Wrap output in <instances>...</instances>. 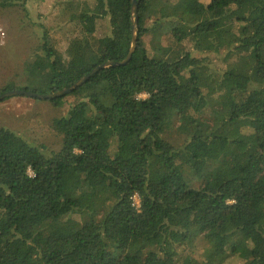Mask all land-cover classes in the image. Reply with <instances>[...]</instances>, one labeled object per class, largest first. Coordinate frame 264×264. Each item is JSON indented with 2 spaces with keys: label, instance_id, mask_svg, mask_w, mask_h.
Instances as JSON below:
<instances>
[{
  "label": "trees",
  "instance_id": "trees-1",
  "mask_svg": "<svg viewBox=\"0 0 264 264\" xmlns=\"http://www.w3.org/2000/svg\"><path fill=\"white\" fill-rule=\"evenodd\" d=\"M65 8L71 53L44 29L30 85L0 93L52 94L126 57L132 0ZM136 23L126 64L48 100H74L51 123L57 152L0 128V264H264V0H137ZM174 120L178 147L164 138ZM198 237L207 259L179 258Z\"/></svg>",
  "mask_w": 264,
  "mask_h": 264
},
{
  "label": "rangeland",
  "instance_id": "rangeland-1",
  "mask_svg": "<svg viewBox=\"0 0 264 264\" xmlns=\"http://www.w3.org/2000/svg\"><path fill=\"white\" fill-rule=\"evenodd\" d=\"M67 1L25 0L0 10V28L4 33V36L0 33V91L9 83L18 87L30 85L27 65L39 52L44 29L56 50L65 57L71 53L69 42L77 33L73 26L75 14L65 8ZM193 56L198 55L194 53ZM203 57L215 72L224 70L227 65L223 62V55L204 54ZM139 98H145V95ZM73 102L72 98H67L60 106H54L48 100L24 96L7 98L0 102V128L14 132L34 146H41L48 153H55L62 146V137L51 129V123L64 117ZM171 125L164 138L175 147L181 146L183 138L176 130L179 123L174 120ZM74 180L73 173L65 174L66 187H70ZM178 254L179 258L191 257L202 262L207 259L208 245L203 237H198L192 245L181 246ZM225 264L244 262L229 257Z\"/></svg>",
  "mask_w": 264,
  "mask_h": 264
},
{
  "label": "water",
  "instance_id": "water-1",
  "mask_svg": "<svg viewBox=\"0 0 264 264\" xmlns=\"http://www.w3.org/2000/svg\"><path fill=\"white\" fill-rule=\"evenodd\" d=\"M136 7H137V0H132L131 46H130V49H129L126 57L122 61H120V62H105L102 65H99L96 68L92 69L88 74H86L81 79L77 80L70 87H67L65 89H62V90L55 92V93H52V94L41 95V94H36V93L30 92V91L22 90V89H14V90L4 91V92L0 93V102L3 101L4 99H7V98H10L13 96H24V97L35 98V99H39V100H53L55 98L70 94L76 88L83 85L90 77H92L94 74H96L98 71H100L104 68L122 66V65L126 64L130 60V58H131V56L135 50V46H136V34H137Z\"/></svg>",
  "mask_w": 264,
  "mask_h": 264
},
{
  "label": "built area",
  "instance_id": "built-area-1",
  "mask_svg": "<svg viewBox=\"0 0 264 264\" xmlns=\"http://www.w3.org/2000/svg\"><path fill=\"white\" fill-rule=\"evenodd\" d=\"M0 33H1L2 36H4V33H3V31L1 30V28H0ZM132 201H133V205H134L136 208H138V207H139V201H138V198H137L136 195L132 197Z\"/></svg>",
  "mask_w": 264,
  "mask_h": 264
}]
</instances>
